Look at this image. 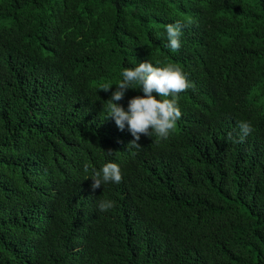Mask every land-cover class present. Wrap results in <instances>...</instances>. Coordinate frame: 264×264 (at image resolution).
<instances>
[{
    "label": "trees",
    "instance_id": "obj_1",
    "mask_svg": "<svg viewBox=\"0 0 264 264\" xmlns=\"http://www.w3.org/2000/svg\"><path fill=\"white\" fill-rule=\"evenodd\" d=\"M144 61L195 87L136 149L104 117ZM0 264H264V0H0Z\"/></svg>",
    "mask_w": 264,
    "mask_h": 264
},
{
    "label": "clouds",
    "instance_id": "obj_2",
    "mask_svg": "<svg viewBox=\"0 0 264 264\" xmlns=\"http://www.w3.org/2000/svg\"><path fill=\"white\" fill-rule=\"evenodd\" d=\"M184 27L185 25L180 21L165 25L167 47L173 52L181 48L180 38ZM156 63L160 64L159 61ZM121 75L122 79L115 84L116 90L111 91L107 100L104 119L113 120L121 131L126 129L133 137L128 145L136 149L142 147L138 143L141 136L152 137L155 134L158 139H167L182 115L179 94L194 89V83L187 79V74L177 65L154 66L149 61L141 62L134 68H124ZM111 85L113 84L105 83L98 89L109 92ZM130 88H139L144 95L129 98L125 109L118 102L124 98L125 92ZM238 127V139L234 142L242 143L254 129L248 121L239 122ZM229 138H232L231 133ZM85 171H88L87 166ZM89 177L92 181L90 188L94 191L110 182L120 183L122 172L117 163L107 162L100 170L93 169L92 174L85 179ZM113 206V201L101 200L97 208L101 212H106Z\"/></svg>",
    "mask_w": 264,
    "mask_h": 264
}]
</instances>
